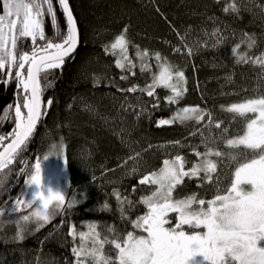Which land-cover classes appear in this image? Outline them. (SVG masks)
Wrapping results in <instances>:
<instances>
[{"label":"trees","instance_id":"1","mask_svg":"<svg viewBox=\"0 0 264 264\" xmlns=\"http://www.w3.org/2000/svg\"><path fill=\"white\" fill-rule=\"evenodd\" d=\"M232 2L238 6V13H225L224 7ZM69 4L77 21L79 43L62 68L53 70L54 76L49 78L50 83L42 97V108L47 114L38 123L22 159L34 164L36 158L58 156L60 152L52 150L51 145L59 146L63 138L69 173L67 198L78 202L38 231L35 223H25L24 238L13 242L17 226L12 222L29 211L22 209L14 213L10 210L11 201L21 192L25 178L16 175L24 166L17 161L10 177V193H0V209L5 213L0 217V264H68L74 259L71 253L73 241L67 235L69 225L87 232V225L95 223L102 236L110 238L109 227L126 235L127 231L133 230L128 221L142 215L146 208L137 204L122 220L113 189L138 201L142 195L150 194L146 186H139L141 191L131 192L140 175L158 170L164 159L177 154L184 156L189 162L186 168L190 167L196 162L193 148L198 146V151H205L201 135L189 134L199 127L193 126L195 122L160 127L156 122L171 118L178 108L198 105L211 111L216 120L224 122L223 127L228 128L230 138L241 133L245 121L239 117L233 119V114L222 111L221 106L264 95V74L259 66L236 62L239 53L247 52L253 57L264 53V10L260 7L264 0H69ZM54 6L58 27L63 30L65 18L58 4ZM125 26L131 41L128 55L136 64L132 69L135 76L117 68V56L104 51V46L110 45ZM215 29H219V43L210 35ZM45 30L47 36H54V28L47 17ZM177 32L193 47L191 56L186 55V50L184 54L173 51L174 46L182 47ZM245 33L255 39L251 48ZM237 44L240 49L234 54L232 49ZM31 47L28 40L23 50L30 52ZM144 50H148L152 58H145L149 70L141 73L136 52ZM156 52L164 58L161 63L176 65L185 72L187 91L176 105L168 104L166 97L171 92L165 88L156 89L158 108H153L154 98L145 93L117 90L132 85L143 88L151 83L153 74H159L158 62L154 59ZM121 75H129V79L121 80ZM41 84L44 86L45 81L41 80ZM15 93L14 82L0 83V135H6L14 127V111L8 119L3 114L8 105L14 106ZM49 98L54 103L47 108ZM201 131L205 136L209 135L207 129L201 127ZM219 135L220 130L213 128L211 136ZM174 141L181 143L173 146ZM208 146L229 151L222 143L209 141ZM142 149L147 151L135 165L138 173L131 172L132 161L126 167H117L133 151ZM240 151L244 150L241 148ZM223 160L225 163L221 161L218 165V185L201 184L198 179L186 180L174 192V197L182 199L196 194L205 200L213 198L217 193L215 186L226 187L237 164L228 156ZM105 203L109 205L108 210L103 208ZM76 243H79L78 237ZM104 250L107 255H114L110 245H105Z\"/></svg>","mask_w":264,"mask_h":264},{"label":"snow or ice","instance_id":"2","mask_svg":"<svg viewBox=\"0 0 264 264\" xmlns=\"http://www.w3.org/2000/svg\"><path fill=\"white\" fill-rule=\"evenodd\" d=\"M54 4H58L65 18L63 30L58 27ZM260 7L264 10V5ZM223 11L238 13L239 9L232 2ZM46 17L54 28L53 37L46 35ZM127 32L128 27L125 26L114 36L110 45L104 46V51L105 54L117 56V68L135 76L136 72L132 69L136 64L128 55L131 41L127 38ZM218 32L219 29H215L210 34L217 43L220 42ZM177 36L181 39L182 47L174 46L173 51L184 54L186 50V55L191 56L193 47L186 43L179 32ZM244 36L248 47L254 46V37L247 33ZM28 40L32 45L30 52L23 50ZM78 43L77 21L69 0H0V83L7 85L14 82L16 87L14 106L8 105L3 114L8 119L14 111V127L6 135H0V147L3 149L0 150V193H10V177L19 161L24 166L19 168L16 175L25 177L24 185L15 200L11 201L10 210L14 213L22 209L29 210L12 222L17 226L13 242L24 238L25 223H35L38 231L78 202L66 200L64 188H54L51 182H44L40 158H36L34 164L22 159L38 123L47 114L42 108V97L50 83L49 78L54 76L53 70L62 68ZM239 49L240 44H237L232 52L237 54ZM136 56L140 61V72L148 71L149 65L144 61L145 58H152L149 51H137ZM154 59L158 62L159 74H153L151 83L143 88L132 85L117 90L122 93H145L154 98L153 108H158L156 89L165 88L171 92L166 97L168 104H178L187 91L185 72L176 65L161 63L164 58L159 52L154 54ZM236 62L258 65L264 74V53L255 57L247 52L239 53ZM120 79L128 80L129 75H121ZM41 80L45 81L44 86ZM53 103L54 100L49 98L46 107L50 108ZM221 110L233 114V119H244L245 126L240 134L229 138L228 128L223 127L224 122L216 120L211 111L198 105L178 108L171 118L156 122L157 127L177 122H195L193 126L199 127L189 134L201 135L205 151H198V146L193 148L196 162L190 167L186 168L189 162L177 154L171 159H164L158 170L140 175L137 184L132 185L131 192L141 191L143 189L139 186H146L150 194L142 195L138 201L113 189L112 195L118 202L122 220L126 219V212L136 208L137 204L146 208L142 215L128 221L133 230L127 231L126 235H121L115 227H109L110 238L102 236L95 223L87 225V232L78 231L75 225H69L67 235L73 241L71 253L74 259L68 264H264V95L228 106L222 105ZM201 127L208 130V136L204 135ZM213 128L220 130L218 137L211 136ZM9 138L10 142L4 144ZM209 141L222 143L229 151L209 147ZM172 143L175 146L181 142ZM241 148L244 151H240ZM51 149L63 153V138L59 146L54 143ZM146 151H133L117 167H126L132 161L134 166L131 172L138 173L135 165L140 163ZM225 156L237 162L229 186L224 189L217 187V194L208 200L196 194L182 199L174 197V192L186 180L198 179L201 184L207 182L218 185V165ZM48 159L49 155L43 157L44 161ZM103 208L108 210L109 205L105 203ZM4 215L0 209V217ZM105 245L111 246L114 255L105 253Z\"/></svg>","mask_w":264,"mask_h":264},{"label":"rangeland","instance_id":"3","mask_svg":"<svg viewBox=\"0 0 264 264\" xmlns=\"http://www.w3.org/2000/svg\"><path fill=\"white\" fill-rule=\"evenodd\" d=\"M244 100H241L239 102H242ZM239 102H235V103H239ZM249 115L251 116V114H249ZM41 161H42V168H43L42 175H43L44 182L46 184L51 182V184L54 188L55 187L64 188L66 200H68L67 191L69 188V175H68L69 173H68V168H67L65 149H64L63 153L58 154V156H55L53 158L49 156L48 160L44 161L43 159H41ZM223 163H225L224 160H223ZM232 165H233V163H232ZM233 172H234V170L231 171V173H233ZM227 186H229V184ZM215 187L217 188V186H215ZM226 187L222 186L221 189H224ZM216 191H217V189H216Z\"/></svg>","mask_w":264,"mask_h":264},{"label":"water","instance_id":"4","mask_svg":"<svg viewBox=\"0 0 264 264\" xmlns=\"http://www.w3.org/2000/svg\"><path fill=\"white\" fill-rule=\"evenodd\" d=\"M72 54H73V53H72ZM72 54H71V55H72ZM9 142H10V139L8 140V142H7V143H9ZM7 143H6V144H7ZM0 150H3V149L1 148Z\"/></svg>","mask_w":264,"mask_h":264}]
</instances>
